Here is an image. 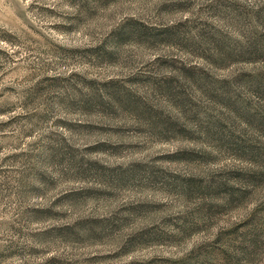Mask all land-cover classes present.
Masks as SVG:
<instances>
[{
	"label": "rangeland",
	"instance_id": "rangeland-1",
	"mask_svg": "<svg viewBox=\"0 0 264 264\" xmlns=\"http://www.w3.org/2000/svg\"><path fill=\"white\" fill-rule=\"evenodd\" d=\"M259 77L264 0H0V264H264Z\"/></svg>",
	"mask_w": 264,
	"mask_h": 264
},
{
	"label": "trees",
	"instance_id": "trees-1",
	"mask_svg": "<svg viewBox=\"0 0 264 264\" xmlns=\"http://www.w3.org/2000/svg\"><path fill=\"white\" fill-rule=\"evenodd\" d=\"M256 49V48H255ZM264 80L261 79V77H259V80L257 82H260L262 83ZM263 84V83H262ZM257 87H258V84H257ZM261 219V224L260 226L258 227H253L252 230H251V237H250V242L252 244V246H256L257 243H260L263 241L264 239V222H263V218H258L257 217V220L259 222V220ZM263 225V226H261Z\"/></svg>",
	"mask_w": 264,
	"mask_h": 264
}]
</instances>
